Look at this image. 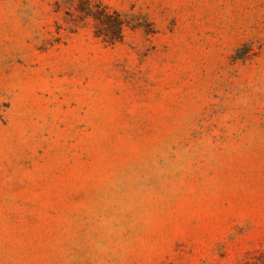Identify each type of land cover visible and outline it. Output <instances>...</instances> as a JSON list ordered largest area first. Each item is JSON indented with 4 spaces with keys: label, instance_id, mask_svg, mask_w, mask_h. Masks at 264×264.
Returning <instances> with one entry per match:
<instances>
[{
    "label": "rangeland",
    "instance_id": "obj_1",
    "mask_svg": "<svg viewBox=\"0 0 264 264\" xmlns=\"http://www.w3.org/2000/svg\"><path fill=\"white\" fill-rule=\"evenodd\" d=\"M99 1L0 0V264H264V0Z\"/></svg>",
    "mask_w": 264,
    "mask_h": 264
},
{
    "label": "trees",
    "instance_id": "obj_2",
    "mask_svg": "<svg viewBox=\"0 0 264 264\" xmlns=\"http://www.w3.org/2000/svg\"><path fill=\"white\" fill-rule=\"evenodd\" d=\"M67 1L75 5L80 18L92 19L95 35L104 42L109 44L121 37L124 20L118 12L109 11L99 0Z\"/></svg>",
    "mask_w": 264,
    "mask_h": 264
}]
</instances>
